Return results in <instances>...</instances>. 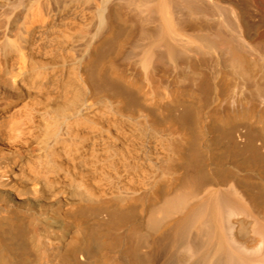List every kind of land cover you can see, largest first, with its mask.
Returning <instances> with one entry per match:
<instances>
[{
	"label": "bare ground",
	"instance_id": "bare-ground-1",
	"mask_svg": "<svg viewBox=\"0 0 264 264\" xmlns=\"http://www.w3.org/2000/svg\"><path fill=\"white\" fill-rule=\"evenodd\" d=\"M0 264H264V0H0Z\"/></svg>",
	"mask_w": 264,
	"mask_h": 264
}]
</instances>
